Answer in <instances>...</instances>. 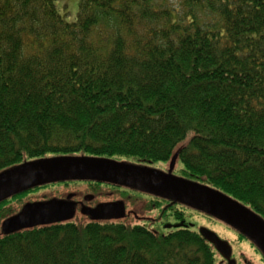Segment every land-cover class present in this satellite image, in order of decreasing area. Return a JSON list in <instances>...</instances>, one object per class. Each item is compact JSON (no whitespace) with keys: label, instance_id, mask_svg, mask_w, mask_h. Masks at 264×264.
Wrapping results in <instances>:
<instances>
[{"label":"trees","instance_id":"obj_1","mask_svg":"<svg viewBox=\"0 0 264 264\" xmlns=\"http://www.w3.org/2000/svg\"><path fill=\"white\" fill-rule=\"evenodd\" d=\"M0 0V172L53 156L167 162L264 220V0ZM0 264H216L197 230L73 219L4 234ZM60 198V197H58ZM180 217H177L179 219Z\"/></svg>","mask_w":264,"mask_h":264},{"label":"water","instance_id":"obj_2","mask_svg":"<svg viewBox=\"0 0 264 264\" xmlns=\"http://www.w3.org/2000/svg\"><path fill=\"white\" fill-rule=\"evenodd\" d=\"M73 180L106 181L190 206L237 229L264 251V220L255 212L207 185L132 162L93 156H53L25 162L0 172V202L24 190ZM70 199L71 195L67 199L33 201L5 219L2 231L11 234L71 220L75 202ZM83 213L93 220L123 219L126 206L122 201L106 202L100 204L96 211L89 208L84 209ZM182 225L183 222L176 226ZM200 234L221 255L230 259L232 249L226 240L207 227H201ZM230 264H234V261L231 260Z\"/></svg>","mask_w":264,"mask_h":264},{"label":"rangeland","instance_id":"obj_3","mask_svg":"<svg viewBox=\"0 0 264 264\" xmlns=\"http://www.w3.org/2000/svg\"><path fill=\"white\" fill-rule=\"evenodd\" d=\"M174 1V0H173ZM79 2L80 0H57L56 1V7L58 9V11L63 14L66 18L67 21L70 22H74L77 20V16H78V10H79ZM181 145V143L176 147L172 158L169 160V162L171 163H175L172 164L171 166L176 167V172L178 175L182 174V167L180 162H178L177 160V152L179 149V146ZM154 165L159 166V167H164L166 165V163L164 162H158L155 163ZM43 186V185H42ZM72 192H77L79 194L83 193L82 195H86L87 193H95V194H99L102 193V195H104L105 197L109 198L110 195H113L114 197H118L121 196V191L117 190L116 188H112V187H108V186H91L88 185V183H83V182H69V183H49L44 185V187L38 189L36 192L32 193L33 197H48V198H57V197H61L62 195H67L69 193ZM129 195L133 196V193L131 191H126ZM126 197H128V195L124 194ZM138 197H131V205H128V210L133 209L135 211V214H137L138 216L142 213V215H145L152 218V217H159L161 215V213L159 212L160 209L156 210H151V208H153V205L150 206V204L153 202L152 199H150V203L148 202L149 200H144L146 201V203H143ZM182 208V207H180ZM172 212V211H171ZM169 213L166 216L163 215V218L161 219V221L157 222L156 224H154L156 226V228H154L155 226H152L148 221H137V222H142L145 223L148 227H150L153 230H156L158 232H167L168 230L174 229V228H178L180 226H176L177 224H180L181 222H183V225L185 226H189L191 228H193L194 230H196L198 227H210L213 230H215L217 233H219V235L224 236L227 239L230 240H234L235 239V234L234 232L230 231L227 229V226L225 223L221 222L220 220L217 219H210L208 218V216L202 212H198V211H188L186 210L184 212V219L180 222H178L179 219H176L174 213ZM133 214H130L128 219L132 222H135V218H133ZM187 221L191 222V223H187ZM187 223V224H186ZM171 224L173 225L172 227H166V225ZM182 225V226H183ZM158 229V230H157ZM235 245V255L238 257V253L240 251L245 252L246 257H250V259L253 258V260L255 262H257V264H262V259L260 256H258V254H256L254 251V248L251 247V245L246 242H234ZM218 257H217V263L216 264H221L220 262V255L217 253Z\"/></svg>","mask_w":264,"mask_h":264},{"label":"flooded vegetation","instance_id":"obj_4","mask_svg":"<svg viewBox=\"0 0 264 264\" xmlns=\"http://www.w3.org/2000/svg\"><path fill=\"white\" fill-rule=\"evenodd\" d=\"M165 163H166V165L164 167H159V166H156L154 164H138V163H135V164L153 167V168L165 171V172H172L173 174L179 176L178 174H176L174 172L176 167L171 166L172 164H175V163H172V162L170 163L169 161H167ZM74 181L88 183V185H91V186H95V185H97V186H108V187L116 188L117 190H120L122 192L121 196L114 197L113 195H110L109 198L102 195V193H99V194L87 193L86 195H82L83 193L79 194L77 192L69 193V194L65 195L63 198L67 199L68 196L71 195L70 200L75 202V207L73 210L74 214H78L79 212H83L84 209H89V208L92 209V211H96L98 209L99 205L102 203L122 201L124 203V205L126 206V216L129 217L130 214H133V216H134L133 218H135L136 221H146V222L148 221L149 223L151 222L150 224L152 226H155L154 224L161 221V219L163 218V215L166 216L171 211H172L171 213H174L176 219H177V217H180L178 222L185 220L184 219V212L186 210L198 211V210H196L190 206L180 204L179 202H173L172 200H167V199L155 196L153 194H150V193H147L144 191H140V190H137L134 188H130V187H126V186H122V185H118V184H114V183H110V182H106V181H100V180H74ZM63 182L69 183V182H73V181H63ZM59 183H61V182H59ZM126 191H131L133 193V196L129 195ZM124 194L128 195V197H126ZM131 197H138L140 199H143V200H141L143 203H146V201H144V200H147V199L149 200L148 202L150 203V199H152L153 202L150 204V206L153 205V208H151V210H154V209L156 210V208L160 209L159 212L161 213V215L159 217L150 218V217L146 216V214L142 215V213H141L138 216L137 214H135V211L133 209L128 210V205H131ZM60 198H62V197H60ZM180 207H182V208H180ZM198 212H200V211H198ZM207 216L210 219H217V218H214V217L209 216V215H207ZM217 220H219V219H217ZM221 222H223V221H221ZM187 223H191V222L187 221ZM226 225H228V224H226ZM156 226L154 228H156ZM208 229L214 231L221 239L226 240L232 249L230 259L224 257L223 255H221L219 253L220 258H221L220 259L221 264H230L231 260L234 261V264H257V262H255L253 260V258L250 259V257H248V256L246 257L247 254L243 251H240L238 253V257L235 255V250H234L235 249V245H234L235 241H237V242H243V241L248 242L251 245V247L254 248V250H255L254 252L256 254H258V256L261 257V259H262L261 262H262V264H264V251H263V249L260 246H258L253 240L248 238L246 235H244L243 233H241L237 229L233 228L230 225L227 226L228 230L234 232V234H235L234 240H230V239L225 238L224 236L219 235V233H217L215 230H213L210 227H208ZM196 230L199 231L200 228L198 227Z\"/></svg>","mask_w":264,"mask_h":264}]
</instances>
